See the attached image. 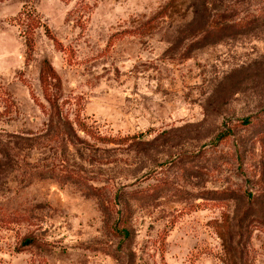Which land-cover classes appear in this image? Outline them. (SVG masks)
Instances as JSON below:
<instances>
[{"label":"rangeland","instance_id":"obj_1","mask_svg":"<svg viewBox=\"0 0 264 264\" xmlns=\"http://www.w3.org/2000/svg\"><path fill=\"white\" fill-rule=\"evenodd\" d=\"M0 264H264V0H0Z\"/></svg>","mask_w":264,"mask_h":264},{"label":"trees","instance_id":"obj_2","mask_svg":"<svg viewBox=\"0 0 264 264\" xmlns=\"http://www.w3.org/2000/svg\"><path fill=\"white\" fill-rule=\"evenodd\" d=\"M42 74H43V76H42L43 78H45L44 76L50 77L51 79L53 78V76H52L53 73H52V70H51V68L49 66L48 67H43Z\"/></svg>","mask_w":264,"mask_h":264}]
</instances>
